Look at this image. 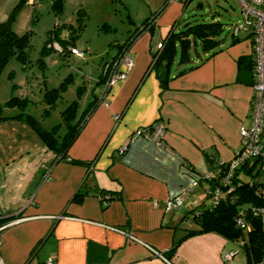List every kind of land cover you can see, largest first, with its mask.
Masks as SVG:
<instances>
[{"label":"crops","instance_id":"crops-1","mask_svg":"<svg viewBox=\"0 0 264 264\" xmlns=\"http://www.w3.org/2000/svg\"><path fill=\"white\" fill-rule=\"evenodd\" d=\"M17 1L0 0V20ZM163 1L153 31H142L129 49L133 63L125 77L98 100L68 148L69 156L89 163L46 159L45 145L29 125L0 119V216L12 221L1 232L5 264L48 258L56 264H264V257L249 260L240 242L213 231L186 236L165 256L174 239L197 227L188 212L208 202L205 173L240 146L253 79L247 60L240 68L237 63L252 54L245 36L162 88L148 70L161 47L155 34L162 38L183 9L182 0ZM102 90L101 83L98 97ZM159 122L160 141L138 133ZM78 187L88 191L73 197ZM96 188L112 195L120 190L119 197L103 206ZM5 192H22L25 199L8 205ZM176 194L181 204L167 208L164 201Z\"/></svg>","mask_w":264,"mask_h":264},{"label":"trees","instance_id":"trees-1","mask_svg":"<svg viewBox=\"0 0 264 264\" xmlns=\"http://www.w3.org/2000/svg\"><path fill=\"white\" fill-rule=\"evenodd\" d=\"M26 1L27 0H18L10 10L8 16L3 20H0V70L12 57L18 58L22 61V63H26L28 61V50L31 44L30 35L32 29L28 28L24 32L18 33L13 28V22L16 18L17 12L20 6ZM53 5L59 9L62 7L58 0L55 1ZM165 5L166 1H163L159 8L153 11L152 14L146 16L123 42L117 43L118 49L116 53L102 66V70L97 80L99 83L104 85V81L106 79L105 68L108 63H111L124 48L130 49L135 39L142 33V31L146 29L151 32L153 31L155 17L163 10ZM176 24L170 26L168 31L163 35L161 47L153 51L152 59L148 67V70L154 71L162 88L167 87L168 81L172 77L195 68L203 62L205 58H209L211 55L222 49L221 47L217 48L220 46V38L218 35L223 29L222 22L218 20H198L194 22L186 21L183 27L179 29L175 27ZM83 25V16L78 15L77 24L64 21L50 27L47 30L43 41L40 56L37 58L39 66H44V55L51 49H57L60 54L63 55H66L67 52L76 53L73 51V49L78 50L75 46V40L76 36L83 28ZM64 30H67V34ZM241 32L245 31H240L236 35L232 31L231 42L234 43L240 39ZM245 33V36L250 38L249 34L247 32ZM193 52L197 56H200L201 52L208 55H206V57H202L200 59L201 61L197 63L193 61ZM244 61L247 62V66L251 69L252 79H254L253 53L249 57L241 55L237 58L239 68L245 63ZM68 78L70 79L71 77ZM248 82L253 83L250 79ZM67 84L66 80H64L58 86L47 88L44 92L45 101L52 106L61 91L65 90ZM83 86L79 85L77 87L78 96H80L83 92ZM104 94L103 90L99 97L98 94L93 93L92 98L81 110L79 116L77 115V99L74 98L71 100L61 111L66 130L59 136L57 134L56 125H53L50 128H45L32 113L25 110L27 100L26 97H19L12 94L6 100L1 102L0 110L1 108L7 106H18L20 110L13 114L0 113V119L16 118L29 125L36 132L43 144L53 150V161L65 160L73 163H89L88 160H81L69 156L67 151L96 103H98V100H102ZM227 163L228 160L223 161L221 163V165H223L222 167H225L224 164ZM219 164L220 162L214 166ZM49 166L50 164L45 167L44 173L50 168ZM220 172H222V168L220 169ZM257 174V172H253L252 166L243 165L237 167L231 176L233 188L230 191H227V186L221 185L225 193L220 196L216 202L210 199L206 204H198L189 210V217L196 222L197 227L187 228L181 237L174 239L172 245L164 251L165 256L170 258L180 240L186 236L195 233L213 231L230 240L240 242L249 260H261L264 257V230L262 229L260 218L250 209L252 205L261 204L263 202V197L259 196L255 192L258 184L249 183L253 176ZM208 181L210 184L209 187H211L217 184V177L208 178ZM87 191L88 189L86 188L83 189L82 187H78L73 194V197H79ZM94 191L98 192L99 196H104L105 194L108 195L107 198H100L103 206H106L108 201L112 198L119 197L120 192L119 190L116 194L112 195L106 191L103 192L100 188H96ZM207 195V197L211 198V194L209 192ZM240 207H243L246 210L244 218L250 224L249 229H244L236 223V216ZM6 218L0 216V220H5Z\"/></svg>","mask_w":264,"mask_h":264},{"label":"rangeland","instance_id":"rangeland-1","mask_svg":"<svg viewBox=\"0 0 264 264\" xmlns=\"http://www.w3.org/2000/svg\"><path fill=\"white\" fill-rule=\"evenodd\" d=\"M55 1L57 0H36L34 3L26 1L20 6L13 28L18 33L32 29L28 61L22 63L18 58L12 57L0 70V101L12 94L26 97L25 110L32 113L45 128L56 125L59 136L66 130L61 111L75 98L79 116L93 93L99 94L101 83L97 81L98 76L103 64L117 51V43L123 42L146 16L158 9L162 0H58L61 9L54 7ZM182 8L176 28H182L186 21L218 20L223 23V29L218 35L220 46L217 48L225 49L233 45L231 29L242 16L237 0H182ZM78 15H82L84 21L75 40V46L81 53L67 52L63 55L57 49H51L44 55V66L40 67L37 58L47 30L64 21L77 24ZM64 31L67 34V30ZM156 32L154 40L160 41V31ZM245 35V32H241L240 39L236 42ZM192 55L198 63L208 54L201 52L197 56L193 52ZM206 59L208 58L204 61ZM64 80L68 83L65 90L61 91L55 103L50 106L44 99L45 90L58 86ZM79 85H84L80 96L77 94ZM19 110L15 106L14 109L3 108L0 112L13 114ZM10 131L8 129L6 132L9 134ZM262 139L264 140V132ZM42 150L46 159L54 156L53 150L47 146ZM16 193L5 192V201L13 203L8 205L15 206L23 202L25 197L21 196L22 192ZM207 199L209 201L211 198ZM191 225L194 226L195 223Z\"/></svg>","mask_w":264,"mask_h":264},{"label":"built area","instance_id":"built-area-1","mask_svg":"<svg viewBox=\"0 0 264 264\" xmlns=\"http://www.w3.org/2000/svg\"><path fill=\"white\" fill-rule=\"evenodd\" d=\"M34 3L36 0H27ZM241 8V19L235 22L232 26V31L236 35L240 31H245L249 34L252 41V53L254 62V79L252 83L253 93L250 101V120L247 124H242L239 128L240 146L236 150L231 159L228 160L225 167H222V162L214 166L205 173L204 178L217 177V184L208 188L211 194V199L216 202L225 191L221 187L227 186V191H230L233 186L231 183V176L237 167L246 165L252 166L253 172L258 174L253 176L249 181L250 184L257 183L256 194L263 197L261 204L252 205L250 209L256 214L261 221L262 229L264 230V141L262 135L264 132V0H237ZM76 53H81L73 49ZM133 60L129 54V48H124L120 54L114 58L111 63H108L106 70V79L104 81L105 93L102 100L107 99V92L117 80L125 77L126 69L132 66ZM164 132V126L161 122L155 123L152 127L138 130L139 134L160 141ZM218 164V163H217ZM222 168V172L220 169ZM49 177V170L44 173V178ZM196 177L195 181H198ZM195 183V182H194ZM108 195L100 196V198H107ZM182 201L181 194L168 197L164 204L167 208L172 206H179ZM245 208H239L236 216V223L244 228L249 229L250 224L245 220ZM12 221L0 222V244L1 232ZM130 235V234H129ZM135 238L134 235H130ZM0 264H5L0 253ZM42 264H56L51 258L45 260Z\"/></svg>","mask_w":264,"mask_h":264}]
</instances>
